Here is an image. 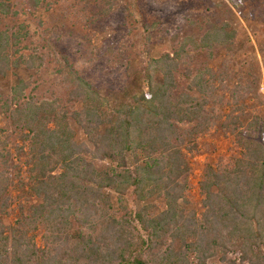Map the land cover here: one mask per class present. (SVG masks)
<instances>
[{
  "label": "trees",
  "instance_id": "trees-1",
  "mask_svg": "<svg viewBox=\"0 0 264 264\" xmlns=\"http://www.w3.org/2000/svg\"><path fill=\"white\" fill-rule=\"evenodd\" d=\"M145 1L126 0L124 9L138 14L150 37L157 22L148 20ZM115 2L104 0L105 16ZM11 13L9 0H0V16ZM228 19L213 15L200 33H177L171 53L136 70L134 63L127 65L119 88L101 91L63 57L58 72L69 82L67 100H81L83 115L70 111L64 99L40 100L30 79L3 89L13 65L21 62L33 74L44 57L37 50L22 53L20 29L0 30V113L18 132L13 143L21 142L12 153L11 138L0 134V264H194L191 254L197 264H236L228 257L236 250L242 261L264 264L260 116L244 126L227 115L225 125L241 154L207 164L200 181L202 210L187 208L190 166L182 147L216 120L207 109L216 97V74L199 64L233 45L237 33ZM23 158L27 181L13 161ZM26 194L29 205L21 201ZM155 196L163 207L152 214L148 201ZM16 200L19 215L8 225L4 217ZM135 202L145 204L135 208Z\"/></svg>",
  "mask_w": 264,
  "mask_h": 264
},
{
  "label": "rangeland",
  "instance_id": "rangeland-1",
  "mask_svg": "<svg viewBox=\"0 0 264 264\" xmlns=\"http://www.w3.org/2000/svg\"><path fill=\"white\" fill-rule=\"evenodd\" d=\"M9 2L12 13L0 16V30L15 32L20 29L22 53L37 50L44 57V64L33 74L21 62L13 65L2 81L3 89L8 92L19 78L30 79L33 81L31 88L36 87L32 93L40 100L64 99L63 103L70 111L75 110L82 115L81 100H67L69 82L65 74L58 72L61 67L59 61L63 62V57H67L71 65L101 91L119 88L127 77L126 66L130 63H134L136 70L150 58L171 53L176 45L172 37L177 33H192L193 30L200 33L206 27V18L213 15L219 20L229 17V24L237 33L233 45L220 51L214 61L204 56L199 64H208L216 74L215 101L212 100V105L207 107L214 111L216 120L207 131L197 134L182 147L190 166L187 194L190 204L187 208L201 211L200 181L205 166L225 164L241 154L235 135L225 125L229 121L227 115L230 114L232 119L240 118L244 126L257 116L264 121V0H146L143 4L147 18L150 22H157L150 37L137 21L138 14L125 11L126 0H116L109 16L103 13L104 0ZM190 20L195 22L194 27L188 26ZM0 134L11 138L10 149L14 153L17 143H21H13L18 132L1 113ZM83 137L82 132L77 134L78 139ZM13 161L22 167L27 181L29 173L26 170L29 167L23 164L24 158ZM27 185L30 186V180ZM14 189V194L18 193V188ZM30 199L32 197L26 194L21 201L28 204ZM148 202L153 203L152 214L163 207L160 197L155 196ZM18 203L14 201L9 214L4 217L8 225L14 223L19 215ZM143 204L145 202H135L133 207L139 208ZM42 234L43 229L40 228L37 231L40 246L43 245ZM190 257L197 264L196 256L191 254ZM228 257L236 264H248L242 261L239 250L229 252Z\"/></svg>",
  "mask_w": 264,
  "mask_h": 264
}]
</instances>
